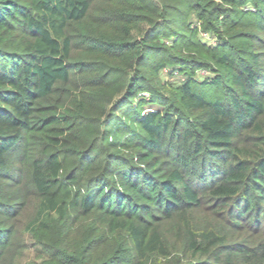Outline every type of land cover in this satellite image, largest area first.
<instances>
[{
    "label": "trees",
    "instance_id": "16d2710c",
    "mask_svg": "<svg viewBox=\"0 0 264 264\" xmlns=\"http://www.w3.org/2000/svg\"><path fill=\"white\" fill-rule=\"evenodd\" d=\"M0 264H264V0H0Z\"/></svg>",
    "mask_w": 264,
    "mask_h": 264
},
{
    "label": "rangeland",
    "instance_id": "374dc122",
    "mask_svg": "<svg viewBox=\"0 0 264 264\" xmlns=\"http://www.w3.org/2000/svg\"><path fill=\"white\" fill-rule=\"evenodd\" d=\"M204 74H208L207 72H203ZM167 77H168V75H167Z\"/></svg>",
    "mask_w": 264,
    "mask_h": 264
}]
</instances>
